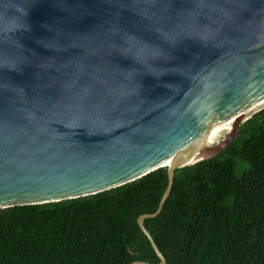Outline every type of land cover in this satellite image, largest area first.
Masks as SVG:
<instances>
[{
  "label": "water",
  "instance_id": "1",
  "mask_svg": "<svg viewBox=\"0 0 264 264\" xmlns=\"http://www.w3.org/2000/svg\"><path fill=\"white\" fill-rule=\"evenodd\" d=\"M263 110L264 0H0V209L168 168L159 209L138 220L167 264L146 220L177 170Z\"/></svg>",
  "mask_w": 264,
  "mask_h": 264
},
{
  "label": "trees",
  "instance_id": "2",
  "mask_svg": "<svg viewBox=\"0 0 264 264\" xmlns=\"http://www.w3.org/2000/svg\"><path fill=\"white\" fill-rule=\"evenodd\" d=\"M168 184L161 168L99 194L0 209V264H158L138 220ZM146 226L167 264H264V110L217 157L177 170Z\"/></svg>",
  "mask_w": 264,
  "mask_h": 264
},
{
  "label": "bare ground",
  "instance_id": "3",
  "mask_svg": "<svg viewBox=\"0 0 264 264\" xmlns=\"http://www.w3.org/2000/svg\"><path fill=\"white\" fill-rule=\"evenodd\" d=\"M229 133H227V134H225V135H218V136H210V140H209V145H216V143L219 141V140H221L222 138H224L226 135H228ZM187 151H189V150H187V149H185L181 154H179V155H183V156H185L186 155V153H187ZM182 156V157H183Z\"/></svg>",
  "mask_w": 264,
  "mask_h": 264
},
{
  "label": "rangeland",
  "instance_id": "4",
  "mask_svg": "<svg viewBox=\"0 0 264 264\" xmlns=\"http://www.w3.org/2000/svg\"><path fill=\"white\" fill-rule=\"evenodd\" d=\"M222 139H224V138H222Z\"/></svg>",
  "mask_w": 264,
  "mask_h": 264
}]
</instances>
